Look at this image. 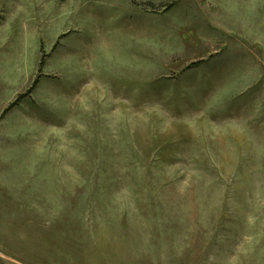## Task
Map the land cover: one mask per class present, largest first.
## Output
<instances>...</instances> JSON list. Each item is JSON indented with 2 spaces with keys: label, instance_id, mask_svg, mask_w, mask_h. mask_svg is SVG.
Masks as SVG:
<instances>
[{
  "label": "rangeland",
  "instance_id": "obj_1",
  "mask_svg": "<svg viewBox=\"0 0 264 264\" xmlns=\"http://www.w3.org/2000/svg\"><path fill=\"white\" fill-rule=\"evenodd\" d=\"M0 264H264V0H0Z\"/></svg>",
  "mask_w": 264,
  "mask_h": 264
},
{
  "label": "trees",
  "instance_id": "obj_2",
  "mask_svg": "<svg viewBox=\"0 0 264 264\" xmlns=\"http://www.w3.org/2000/svg\"><path fill=\"white\" fill-rule=\"evenodd\" d=\"M21 98V97H20ZM19 98V99H20ZM17 102H18V100L16 101V102H14L9 108H11V107H14L16 104H17ZM9 110V109H8Z\"/></svg>",
  "mask_w": 264,
  "mask_h": 264
}]
</instances>
